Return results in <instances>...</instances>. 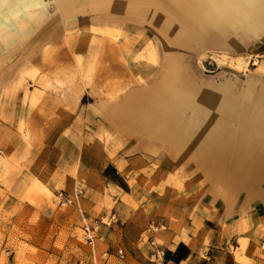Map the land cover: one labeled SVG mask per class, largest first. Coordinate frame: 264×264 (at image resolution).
I'll use <instances>...</instances> for the list:
<instances>
[{"label": "rangeland", "instance_id": "rangeland-1", "mask_svg": "<svg viewBox=\"0 0 264 264\" xmlns=\"http://www.w3.org/2000/svg\"><path fill=\"white\" fill-rule=\"evenodd\" d=\"M84 4L56 9L50 1L40 17L17 19H32L20 44L0 41V151L6 148L0 152V264H137L124 249L123 258H119L121 233L115 228L112 240H108L104 224L98 230L102 239L94 240L92 251L82 230L81 214L74 205L62 203L61 194L72 195L81 185L76 165L70 162V143L46 140L61 118L65 119L62 128L66 134H80L85 154L102 156L98 166L111 160L124 173L128 191L139 194L141 203L150 202L155 194L172 197L176 205H185L190 197L195 201L204 197L212 210L220 193L223 199L239 203L249 199L252 188L256 190L250 198L264 191V176L257 183L240 186L248 171L246 156L234 163L224 157L231 171L225 182L218 178L224 177V172L206 160L220 147L213 143L204 150L197 144L206 119L196 115L193 120L192 116L195 104L209 115L214 113L222 95L256 102L259 98L264 103V20L243 19L241 28L229 21L227 37L218 38L210 31L190 45L179 39L181 32L190 31L188 27L180 30L162 18L143 20L130 14L115 22L106 21L103 10L91 9L87 1ZM82 31L85 35L78 36ZM183 82L193 85L195 95L178 92L188 107L182 108L177 125L165 137L155 136L158 114L150 116L146 104L142 107L147 113L139 117L127 108H116L140 132L107 115L116 102L135 91ZM203 93L214 96L217 102L204 101ZM156 94H162L159 86ZM186 133H191L188 139ZM54 149L65 152L63 169L67 175L76 172L71 188L46 190L34 178L21 195L9 196V177L22 169L21 161L29 155L42 152L45 157L40 167H59L57 158L52 157ZM260 157L264 159V144ZM86 159L95 162L89 156ZM83 193L80 203L87 220L106 222L113 205L108 194H116L115 190H105L108 210L93 217L82 203ZM158 233H144L142 242ZM154 240L161 241L158 237Z\"/></svg>", "mask_w": 264, "mask_h": 264}, {"label": "crops", "instance_id": "crops-1", "mask_svg": "<svg viewBox=\"0 0 264 264\" xmlns=\"http://www.w3.org/2000/svg\"><path fill=\"white\" fill-rule=\"evenodd\" d=\"M116 107L114 104L107 115L115 121L128 122L134 128L133 122L122 117ZM64 123V118L59 119L55 125L57 129L51 130L46 140L70 143V162L76 165L79 184L84 190L81 200L90 217L107 212L105 190H115L116 194L108 196L112 198L111 213L116 215L118 224L112 228L104 227L103 231L108 240H112L117 228L122 236L120 248L128 252L137 264H264V249L260 248L264 238V191L256 198H250L252 191L256 190L252 188L248 190L249 199L245 198L239 203L223 199L220 193L221 197L218 196L212 210L209 199L204 197L198 201L190 197L185 205H176L172 197L155 194L150 202L141 203L139 194L128 191L129 183L124 173L111 160L98 166L103 161L102 156L94 152L85 154L80 134H66L64 127L62 128ZM184 135L188 139L191 133ZM3 147L5 148L4 144ZM4 151L6 148L0 152ZM8 152L10 155L12 151ZM18 156L19 154H15V157ZM88 156L94 158L95 162H89L86 159ZM42 157H45L42 152H36L21 161L22 169L9 177V196L21 195L34 178L42 182L46 187L41 186L46 190L71 188L76 180V172L67 175L64 171L67 158L65 152L53 150L52 157L57 158L59 167L49 170L40 167ZM83 178L85 179L82 181ZM88 221L92 223L94 220L89 218ZM151 224L157 226V230H151ZM155 231L159 233L142 242L144 233ZM156 237L161 240L159 243H155ZM157 251L161 253L154 261L152 256Z\"/></svg>", "mask_w": 264, "mask_h": 264}, {"label": "bare ground", "instance_id": "bare-ground-1", "mask_svg": "<svg viewBox=\"0 0 264 264\" xmlns=\"http://www.w3.org/2000/svg\"><path fill=\"white\" fill-rule=\"evenodd\" d=\"M50 1L54 2L56 9H60L62 5L72 4L81 7L80 4L87 1L91 9L103 10V19L111 22L120 20L124 14H130L143 20L150 17L162 18L175 23L173 26L177 29L181 26L183 30L188 27L190 31L181 32L179 39L190 45L201 41L210 31H215L218 38L227 37L229 21L241 28L243 19H255L259 22L264 20V0H0V41L10 45L20 44V40L27 31V22L32 19L24 22L17 19L24 15L32 18L40 17L46 13V5ZM158 13L162 16L157 17ZM250 31L251 29L248 32ZM83 35L85 31L79 33L78 36ZM124 41L126 42L123 40L122 43ZM117 47L119 46L114 48L117 57L122 60V52ZM156 86L155 90L135 91L132 96L116 102L115 106L121 109L127 108L131 114L139 117L147 113L142 107V104H146L150 108V116L158 114L155 118L157 126L154 129L155 136L165 137L177 125L182 108L188 107V102L180 98L178 92L194 94V90L193 85L187 82L174 86H161V84H156ZM158 86L162 92L161 96L156 94ZM201 98L210 103L217 102V99L210 94L203 93ZM179 101H181L180 104ZM199 106L196 104L194 106L193 120L196 115H202L205 116L206 122L197 144L204 150H207L213 143L220 147L208 155L206 163L217 164L224 172V177L219 176L218 178L225 182L231 168L227 169V158L224 159V157H229L232 163L244 156L249 157L246 164L248 171L241 180L240 186L259 182L264 176V159L260 157V150L264 144V103L259 98L256 102L255 100L238 99L237 96L222 95L215 112L211 115L204 107ZM189 122L192 123L190 120ZM230 139L233 140L232 143H229Z\"/></svg>", "mask_w": 264, "mask_h": 264}, {"label": "built area", "instance_id": "built-area-1", "mask_svg": "<svg viewBox=\"0 0 264 264\" xmlns=\"http://www.w3.org/2000/svg\"><path fill=\"white\" fill-rule=\"evenodd\" d=\"M83 191L81 188H74L73 194L72 195H60L62 203L63 204H69V205H74L78 212L81 214L82 218H83V233L85 236V239L87 241V243L90 245L91 250H94V240L95 239H102L101 235H98V230L100 227V224H104L110 228H112L113 225H117L118 224V219L116 217V215L114 213H110V215L107 217V221L103 222L101 219H95L92 223H90L87 218L84 216V212L81 208V203H80V197L82 195ZM162 227V226H160ZM149 228L151 230H156L158 227L157 226H153L152 224L149 226ZM260 248L264 249V238L260 244ZM161 252L157 251L154 253V255L152 257H154V261L155 259H157V257H159V254ZM117 255L119 256V258H123L124 256V251L122 248H118L117 249ZM5 264H8L5 263ZM82 264V263H79Z\"/></svg>", "mask_w": 264, "mask_h": 264}]
</instances>
